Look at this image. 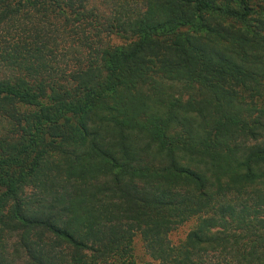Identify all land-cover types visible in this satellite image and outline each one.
Segmentation results:
<instances>
[{"label": "trees", "instance_id": "obj_1", "mask_svg": "<svg viewBox=\"0 0 264 264\" xmlns=\"http://www.w3.org/2000/svg\"><path fill=\"white\" fill-rule=\"evenodd\" d=\"M137 235L264 264V0H0V264H151Z\"/></svg>", "mask_w": 264, "mask_h": 264}, {"label": "rangeland", "instance_id": "obj_2", "mask_svg": "<svg viewBox=\"0 0 264 264\" xmlns=\"http://www.w3.org/2000/svg\"><path fill=\"white\" fill-rule=\"evenodd\" d=\"M111 42L112 43H119V42H121V39L116 37V36H112ZM192 226H193V221L186 223L185 225H183V226L179 227L177 230H175L170 235V238L174 242L182 239L185 236L186 232ZM9 244H12V240H10ZM132 246H133L132 252H133L134 258L137 262H150L151 264H159L157 261H155L150 256H148V254H146L144 247H143V242L138 235L134 238Z\"/></svg>", "mask_w": 264, "mask_h": 264}]
</instances>
